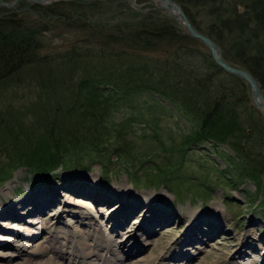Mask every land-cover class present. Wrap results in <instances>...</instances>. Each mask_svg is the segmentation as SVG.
Returning <instances> with one entry per match:
<instances>
[{"label":"rangeland","instance_id":"obj_1","mask_svg":"<svg viewBox=\"0 0 264 264\" xmlns=\"http://www.w3.org/2000/svg\"><path fill=\"white\" fill-rule=\"evenodd\" d=\"M232 1L217 2H220L222 7L229 8ZM237 4L239 5V2ZM238 8L241 9L240 6ZM58 11L64 13L59 14ZM191 11L199 22L201 32H206L210 18L205 9L194 7ZM11 14L14 15V20L5 26V30L13 31L17 38L28 35L35 37L39 42V49L36 52L39 61L25 65L10 79L0 83V142L8 139L6 135L8 128L16 131L20 123L22 129L32 128L36 117L33 116L39 114L43 105L54 106L71 101L85 69L95 70L103 60H106L97 58L94 55L96 50L113 48L117 51L130 52L138 49L142 54L149 56L151 63L155 65L152 67L154 70L165 66L167 60L178 57L179 52L183 53L187 47L202 55L210 54L206 46L196 39H190L191 37L184 33L169 14L157 7L152 0H59L47 6L19 0L13 6L0 4V17ZM171 25L174 26L170 29ZM175 26L180 31H175ZM160 30L165 32L159 33ZM218 45L229 63L245 67L239 62L231 47L229 48L226 43L225 47L220 43ZM200 63L203 64V61L200 60ZM220 78L223 79L221 76ZM230 81L233 82L229 79ZM214 82L219 86L221 81L215 78ZM244 84L240 92H234L235 96H228L227 99L230 104L233 101H236V104L237 99H243L237 106L238 111L242 112V119L246 120L250 108L257 109L252 103L248 85L245 82ZM193 87L197 97L201 95V89ZM156 96V94L136 96L135 104L140 105L136 108L141 112L132 108L131 104L125 103L118 112L113 113L114 121L124 126L126 130L130 128L131 131L124 129L126 139L119 140L122 144L115 145L121 147L118 152L104 155L101 161L89 159L91 162L88 167L77 164L70 172L68 168H72V165L66 167L60 164L52 172L53 176H43L37 172L38 174L29 177L28 172L20 167L12 170L7 168L8 170L3 171L1 166L8 164L5 154L0 152V205L4 206L3 203L7 201H11L8 204L14 202L16 204L19 199L25 197L26 191L30 197L37 192L44 193L43 196L48 195L51 203L47 208L43 207L35 218V224L42 227L40 229L44 228L48 232L47 236L53 231L49 228H52L53 224L57 225L56 222L65 226L58 231L68 235L66 222L73 226L78 220L84 221L79 217H71L72 214L77 215L72 213L73 209L80 215L89 214L87 212L89 210L92 214H103L104 218H110V215H115L111 212L112 208L120 205L129 211V214H126L127 222L123 224L126 234L130 235L136 231L137 235L143 238L144 230L136 229L142 222L149 221L147 216L142 221L147 207L151 209L153 203L158 200L166 201L154 205L163 209L162 218L167 223L159 221L161 224L153 230L151 235L153 238L145 240L147 245L151 242L150 247L144 250L146 253L148 251L147 255L159 256L160 251L175 246L176 241L180 242L187 229L186 220H183L186 218L184 214L191 213L196 217L208 218L207 221L201 219L196 229L207 225L214 226L210 237L206 238L207 243L197 245V248L202 249V254L196 261L194 260L195 262L193 261V264H228L230 261L232 264L235 261L240 264L263 263L264 241L256 250V246L252 245L247 246L245 253L239 250L242 245H246L245 242L264 235V185L258 187L254 180L247 177L229 178L227 173L230 174L231 168L228 162L224 155L216 153V148L210 142L200 144L196 148L185 146L182 143V136L189 131L190 120L187 121L185 116L179 114L170 101L164 98L156 99ZM33 106L38 108L35 114L30 113ZM137 117L151 121L150 125L154 124L157 132L154 133L149 125L144 123L145 121L142 122L143 120ZM259 120L264 123L263 116L259 117ZM155 134L157 137L154 138ZM221 149L220 152L225 155L233 154L227 146ZM253 149L251 153L253 157L263 156L264 146H255ZM83 160L82 162L87 163V159ZM104 166L108 169L107 173ZM129 173H133L136 179L129 176ZM135 181L137 183H134ZM175 184H181V187H175ZM100 190L106 192L100 194L99 199L102 203L98 205L99 203L92 199L96 198ZM115 195L123 199L124 204L117 201ZM70 196L84 198L87 204H65V199L69 200ZM142 202L150 203V206H144ZM167 212L175 214V217L169 218ZM1 213L0 264H32L30 260L37 262L49 257L38 252L35 256L26 254L29 252L34 254L32 250L39 248L40 243H44L41 242L43 232L28 241L27 248L23 249L21 246L24 245L18 246L20 239L16 235L20 232H30L27 230L34 228L19 222L17 218L10 219ZM118 214L119 212L116 216ZM87 221L97 224L93 219ZM202 231L205 233L204 228ZM47 236L44 240L48 239ZM70 240L60 238L55 244L56 252L61 253L67 245L64 243ZM89 240V243H94ZM68 246L70 249L71 245ZM104 250L97 249L96 253L102 254ZM233 254L236 256L233 257ZM93 261L94 264H98L100 259Z\"/></svg>","mask_w":264,"mask_h":264},{"label":"trees","instance_id":"obj_2","mask_svg":"<svg viewBox=\"0 0 264 264\" xmlns=\"http://www.w3.org/2000/svg\"><path fill=\"white\" fill-rule=\"evenodd\" d=\"M176 1L200 31L191 9H205L210 23L204 33L221 46L225 47L226 43L231 47L239 62L257 78L264 91V0H233L229 8L222 7L218 0ZM13 20V14L0 17V83L10 79L25 65L39 61L36 55L39 42L35 37L17 38L13 31L5 30ZM175 29L180 31L176 26ZM94 53L97 58L106 60L95 70L85 69L71 101L43 105L39 114L33 116L36 117L32 128L22 129L21 123L16 131L8 128V139L0 142V152L5 154L8 164L1 166L3 171L23 166L35 175L37 172L47 175L60 164L88 167L91 161H101L104 155L115 154L121 149L115 145L122 144L119 140H125L126 134L125 127L112 118L113 113L125 103L131 104L132 108L140 107L135 104L136 96L156 94V99L170 101L179 114L190 120L189 131L182 136L185 146L196 148L210 142L216 153L224 155L228 162L231 168L230 174L227 173L229 178L247 177L258 187H263L264 154L260 158L251 155L255 146H264V123L259 120L262 116L250 108L246 120L242 119L237 105L243 99L230 104L227 97L235 96L234 92H240L245 84L220 69L210 54L202 55L187 47L183 53L179 52L178 57L167 60L165 66L154 70L155 65L149 56L138 49L129 52L108 48ZM215 78L221 81L219 86L214 84ZM193 86L201 89L198 97ZM36 109L37 106L31 107L30 113L35 114ZM138 119L157 132V127L150 125L151 121L144 117ZM224 146L233 154L220 152ZM83 159H87V163L82 162ZM129 176L136 179L133 173ZM174 186L181 187V184Z\"/></svg>","mask_w":264,"mask_h":264},{"label":"bare ground","instance_id":"obj_3","mask_svg":"<svg viewBox=\"0 0 264 264\" xmlns=\"http://www.w3.org/2000/svg\"><path fill=\"white\" fill-rule=\"evenodd\" d=\"M94 183V182H93ZM101 183V182H100ZM126 187V186H125ZM105 188V187H104ZM30 190V189H29ZM36 190V189H35ZM31 192V191H30ZM46 192V191H45ZM123 192V191H122ZM128 192V191H127ZM34 193V192H33ZM53 194V193H52ZM113 194V193H112ZM123 195H125V193H121ZM128 194V193H127ZM44 193H34V195H28V193L25 195L24 198H22L21 200L19 199L17 201V203L15 204H7L11 201H7L5 204H4V207L3 205H0V213L1 214H4L5 216H7L8 218L10 219H13V218H17L19 219L18 221L19 222H22V223H25L26 224V221H30V222H35V218H37L38 214L40 213V211L42 210L43 207H47L48 204L51 203V201H49V196L45 195L43 196ZM134 196V195H133ZM146 196V195H145ZM139 197V196H138ZM148 197V196H146ZM91 198V197H90ZM129 198V197H128ZM51 199V198H50ZM84 198H79V197H72L70 196L69 197V200H66L65 199V204H79V205H86L87 203L83 200ZM94 199V198H93ZM108 199V198H107ZM116 199V198H115ZM148 199V198H147ZM86 200V199H85ZM105 201V200H104ZM94 202L96 203H99L98 205H101L100 203H102V200L100 199H94ZM108 202V201H107ZM158 202H166V201H161V200H158ZM158 202H155L156 204H160ZM135 203V202H134ZM152 203V202H151ZM155 203H153L155 205ZM7 204V205H6ZM40 204V205H39ZM128 204V203H127ZM131 204V203H130ZM141 204V203H140ZM144 206H146V202H143ZM6 205V207H5ZM43 205V206H42ZM107 205V204H106ZM152 206L151 209L149 208L148 211L145 212L144 214V217H143V220H145V217L147 216L149 218V221L146 223V222H142L141 225L139 226V228H137L136 230L139 231V230H146V229H151V230H154L155 227H157V225H160L161 223H167L166 220L164 218H162V212H164L162 210V208L160 206ZM108 206V205H107ZM83 207V206H82ZM72 208V207H71ZM174 208V207H173ZM108 209V208H107ZM113 210L111 211L112 213L114 212L115 215H113L114 217L116 218H119L121 219V223L120 225H118L117 227H121L123 226V224L126 222V220L128 219V216L126 215L129 211H126L124 208H122V206L119 208V206H115L112 208ZM118 209V210H117ZM117 210V211H116ZM125 210V211H124ZM130 210V209H129ZM116 211V212H115ZM121 211V212H120ZM72 212H76L75 209L72 210ZM119 212L118 216H116V214ZM129 214V213H128ZM124 215V217H123ZM168 215V214H167ZM188 219V221H191V222H194L192 220H200V219H203V220H208V218L206 217H196L194 215H192L191 213H188V214H184ZM20 217V218H19ZM211 218V217H210ZM14 221V220H13ZM79 221V220H78ZM119 221V222H120ZM159 221L161 223H159ZM170 221V220H169ZM183 221V220H182ZM6 223V222H5ZM5 223H1L2 225H4ZM145 224V225H144ZM209 224V223H208ZM76 225V224H75ZM149 225V226H148ZM30 227H36V229H40L42 227L40 226H37V224H34L33 226H30ZM146 228V229H144ZM202 228L205 229V233L202 232V234L199 235V238L204 240L206 239L207 237H210L209 235L211 234V231L213 230L214 226L210 227L209 225L207 226H202ZM207 228V229H206ZM134 229V228H133ZM201 228H198L196 230H200ZM221 229V228H220ZM25 230V229H24ZM150 230V231H151ZM27 231H30L31 232V229L27 230ZM41 232H44L43 229L40 230V233ZM26 233V232H24ZM24 233H19L17 234L16 236L19 237V245H24V246H21V248H27V244H28V241H30L27 236H24ZM48 233V232H47ZM200 233V231H199ZM187 234H188V231L186 233V235L183 237V239H181L180 243L183 241H185V239L187 240H191V239H188L187 238ZM49 235V234H48ZM80 240H79V243L81 245L78 246V244L76 243V241L73 242V244H75V246L77 247L76 249H70L71 250V256H72V259H74V261H76V257L77 255L80 253V255L78 256L79 259H81L80 261H85V263L83 264H94V261L93 260H97V259H100V262H98V264H115V263H118V257L116 256L115 252L113 253L112 257H107V255H105L104 253L100 254L98 252V254L96 253L97 252V249H99L100 247V242L102 243V245H104L101 249H108V247H113V246H117V244L115 243V241H120V239L118 240H111V237L108 239L107 236H102V235H95L93 233L90 232V229H87L85 231H82L80 232ZM89 235L90 237H93L94 239V243L92 244L89 243ZM145 235V234H144ZM189 235V234H188ZM196 235V233H195ZM24 236V237H23ZM136 237V232L135 233H132L130 235H128V238L130 239H135ZM61 238V237H60ZM58 237V233L56 232V230H53L52 232H50V236H48V239L44 240L46 242H48L49 244H45V243H40L39 244V248H36L35 250H32L34 253H40L41 255H46V256H49L47 259H43V260H40V261H37V262H34V261H31L30 262L32 264H60L59 260L57 258H60V257H57L56 256V250H55V244L57 243V241L60 239ZM195 238V237H194ZM192 238V239H194ZM23 239V240H22ZM70 239V238H69ZM208 239V238H207ZM206 239V240H207ZM89 240V241H88ZM264 241V235H261L259 236L258 238H256L255 240L253 241H248V242H245L246 245L242 246L241 248V251L245 253L246 249L249 247L248 245H252V246H256L255 247V250L256 248H258V246L263 243ZM179 243V244H180ZM6 244V242H5ZM248 246V247H247ZM181 247H184L186 248L187 245L183 246L181 245ZM66 248V247H65ZM182 248V249H184ZM23 249H19V251H23ZM68 249V248H66ZM250 250V249H249ZM182 251L180 248L178 249V251H176L177 253ZM79 252V253H78ZM247 252V251H246ZM61 254H62V251H61ZM63 255V254H62ZM239 255V254H238ZM244 254L241 256L243 257ZM145 260V261H144ZM152 260H153V257L151 260H149L147 258L146 255H142L140 257V260L139 261H144L143 263H137V262H133L131 264H152ZM164 262V261H162ZM81 264V263H80Z\"/></svg>","mask_w":264,"mask_h":264},{"label":"water","instance_id":"obj_4","mask_svg":"<svg viewBox=\"0 0 264 264\" xmlns=\"http://www.w3.org/2000/svg\"><path fill=\"white\" fill-rule=\"evenodd\" d=\"M19 0L11 2H0L7 6H13ZM36 4H51L57 0H26ZM159 8L164 9L169 17L172 18L188 36L198 40L206 46L210 52L213 61L224 72L243 80L249 87L252 103L264 117V91L257 78L246 68L229 63L223 56L219 45L208 35L196 29L193 23L185 14L184 10L175 0H153ZM4 207V206H3Z\"/></svg>","mask_w":264,"mask_h":264}]
</instances>
